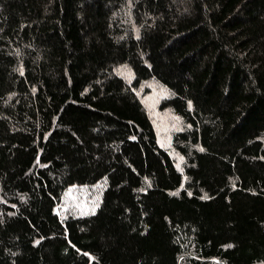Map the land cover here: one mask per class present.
I'll return each mask as SVG.
<instances>
[{"label": "trees", "instance_id": "obj_1", "mask_svg": "<svg viewBox=\"0 0 264 264\" xmlns=\"http://www.w3.org/2000/svg\"><path fill=\"white\" fill-rule=\"evenodd\" d=\"M0 264H264V0H0Z\"/></svg>", "mask_w": 264, "mask_h": 264}, {"label": "rangeland", "instance_id": "obj_2", "mask_svg": "<svg viewBox=\"0 0 264 264\" xmlns=\"http://www.w3.org/2000/svg\"><path fill=\"white\" fill-rule=\"evenodd\" d=\"M118 73L128 82H131L132 74L126 67H120ZM137 94L143 103L157 134L158 143L167 149L180 166L182 159L173 150L172 140L176 131L182 128V121L171 111H161L159 105L169 93L166 88L155 82L149 81L137 90ZM101 186L92 189L74 186L63 195L60 204L56 208L60 217L68 215H87L93 213L100 202Z\"/></svg>", "mask_w": 264, "mask_h": 264}]
</instances>
